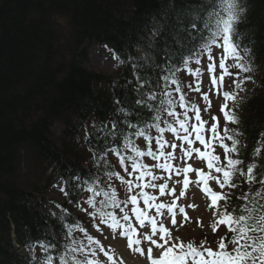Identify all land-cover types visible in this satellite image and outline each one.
Here are the masks:
<instances>
[{
	"label": "trees",
	"instance_id": "1",
	"mask_svg": "<svg viewBox=\"0 0 264 264\" xmlns=\"http://www.w3.org/2000/svg\"><path fill=\"white\" fill-rule=\"evenodd\" d=\"M193 1L0 0V264H36L16 248L30 251L36 242H50L52 247L47 253L41 250V257L51 255L60 262L67 250L62 238L67 247L75 240L67 234L68 223L85 222L76 215L47 214L51 188L62 179L69 194L61 191V197L70 209L88 192L75 180L77 186L70 188L65 183L69 175L89 183L98 179L102 189L111 190L106 173L117 171L112 158L118 157L110 153L104 165L95 150L98 145L105 150L118 145L98 139V129L128 119L127 105L138 98L133 85L138 83L137 74H145L149 55L141 39L145 27L161 20L162 14L174 25L176 13ZM244 3L247 12L237 39L252 48L256 70L254 82L247 83L236 102L241 122L232 127L242 132L243 166L255 162L258 178H264V158L252 155L264 133V0ZM247 29L253 33L249 35ZM165 44H172L169 28L157 40V60ZM95 45H105L115 55L113 74L91 67L89 49ZM133 63L141 66L138 73ZM149 75L159 82V72ZM155 115V111L143 112L149 122ZM55 124L60 125L59 133L52 131ZM49 135L54 138L51 143ZM133 139L138 144L139 138ZM237 183L228 207L239 214L245 193L254 197L263 191L261 184ZM247 203L252 206L251 199ZM259 204L264 203L257 198Z\"/></svg>",
	"mask_w": 264,
	"mask_h": 264
},
{
	"label": "snow or ice",
	"instance_id": "2",
	"mask_svg": "<svg viewBox=\"0 0 264 264\" xmlns=\"http://www.w3.org/2000/svg\"><path fill=\"white\" fill-rule=\"evenodd\" d=\"M246 12L244 0H196L176 13L174 25L166 14H162L161 20H154L150 27H145L141 39L149 55L145 74H137L138 83L133 85L138 98L127 105L125 116L128 119L113 121L110 128L103 125L98 129V139L106 143L111 140L118 147H107L105 150L98 145L95 150L101 153L97 159L103 161L104 165L108 164V153L118 157L120 167L129 178L125 179L118 171H108L106 175L109 181L115 177L124 185L125 198H119L115 188L110 191L102 189L98 179L89 183L75 174L65 178L70 188L77 186L72 183L75 180L89 193L85 200L93 210L89 214L94 220L105 224L113 236L119 233L126 239L129 250L143 256L145 252L141 245H149V264H264V204L257 205V198L264 200V194L257 191L254 197H250L245 193L242 198L244 207L237 214L229 210L230 193L224 192V189L239 186L236 180L238 176L244 177V183L248 185H264V178L257 176L255 162L249 163L246 171L241 167L244 164L239 158V137L242 132L236 127H229L241 122L237 116L236 102L240 93L245 91L246 84L254 82L252 73L256 70L252 48L248 44L242 46L237 39ZM166 28L171 29L172 44H165L163 50H159L157 60L156 43ZM133 67L138 73L141 66L133 63ZM156 72L160 73L159 82H154L149 75ZM181 72L192 79L183 81ZM205 75L209 79L208 91L202 90ZM185 88L200 93L205 105L203 109L188 100ZM212 96L220 100L219 113L223 125L215 114H211L209 120L202 118V111L210 113L213 107ZM135 105L141 107L135 108ZM145 109L156 113L149 118L151 122L143 116ZM160 113L172 119H163ZM120 124L125 127H120ZM153 130L155 135L152 134ZM166 132L180 143L165 139ZM120 137H123L122 147H119ZM133 137L142 138L146 148L142 150L138 147ZM197 144L199 146H195ZM256 145L252 155L264 158V133ZM217 149L223 151V158ZM194 155L206 162L207 171L187 163ZM145 157L157 163L148 165L143 161ZM177 160L184 166H176L173 162ZM154 169L167 175H158ZM193 172L197 177L195 181L189 178V173ZM173 174L183 177L182 181H175L176 184H182L178 195L174 186L169 187ZM210 182H214L221 191L214 190ZM193 183L202 186L201 191L210 201L208 207L213 212L210 224L212 233L216 234L220 226L231 233L230 237L227 234L219 237L215 249L207 238L197 244L173 237L172 230L166 226L165 221L170 219L175 227L177 215L183 216L185 221L189 219L185 207L178 205L177 201L185 197L189 185ZM61 191L65 195L69 194L64 187H61ZM166 195L173 197L171 203L159 202V198ZM249 199L252 206L247 203ZM188 207L195 208V205ZM144 229L149 231H142ZM76 230L85 235L87 243L73 240L75 247H70L60 257L59 264H101L105 261L106 264H123L122 256H118L111 248L106 250L80 224L69 222L67 234L72 236ZM36 246L45 253L52 247L50 242H36L30 248ZM153 248L158 250L155 256ZM77 252L83 255V259L75 255ZM98 252L103 254L101 261L96 259ZM44 259L46 264H53L51 255ZM36 264L40 262L36 261Z\"/></svg>",
	"mask_w": 264,
	"mask_h": 264
},
{
	"label": "rangeland",
	"instance_id": "3",
	"mask_svg": "<svg viewBox=\"0 0 264 264\" xmlns=\"http://www.w3.org/2000/svg\"><path fill=\"white\" fill-rule=\"evenodd\" d=\"M89 56H90V64L91 67L95 69H103L105 73L110 74L112 70L114 69V56L111 53V51L103 47L101 45H95L89 49ZM192 79L191 76H184V81H190ZM208 84L209 79L208 76L205 75L203 77V85L202 90L208 91ZM247 85L245 86V88ZM243 94L240 93L241 97ZM187 98L190 101H193L194 103L198 104L201 109L205 107V105L202 102V99L200 98V93L191 92L187 89ZM213 100V107L210 110V113H205L202 111L201 115L203 119L209 120L211 114H215L220 117L221 124L223 125V119L221 117V114L219 113V107H220V100L214 96L211 97ZM177 111H180L177 109ZM191 115V113H189ZM171 142L177 143L175 140H169ZM179 144V143H177ZM195 146H199L198 144ZM144 147V146H143ZM179 150V149H177ZM203 150V149H202ZM167 151H170V149H167ZM178 153V152H177ZM116 170L125 177V179H128L127 175L124 173L123 169L119 165V161L115 160ZM173 163L176 164L178 167H183L184 164H182L179 160L174 161ZM188 164H191L196 169H204L207 171L206 168V162L200 161L198 158L193 156L192 159L187 161ZM156 164V161L152 162L151 165ZM130 170V169H129ZM158 175H167L166 173H162L159 170H155ZM189 178L192 181L197 180L195 172L189 173ZM183 177H177L173 174V182L170 187L176 188L177 195L182 190V184H176V180L182 181ZM164 181H158V183H162ZM170 182V181H169ZM109 184L112 188H115L117 190V193H122V198H125L126 191L124 185L120 183L119 180H117L115 177L112 179V181H109ZM210 184L215 187L216 191H219V188L214 184V182H210ZM200 187L196 186L194 183L189 185V188L186 191V195L184 198L177 201L178 205L184 206L187 216L189 219L187 221L184 220L183 216L177 215L176 220L177 224L175 227L172 226L170 219L166 220V226L169 227L172 230L173 237H179L185 242L188 241H195L197 244L205 238L209 241L210 245L213 247H216V241L219 239V237L224 236L226 230L222 226L219 227V230L216 234H213L211 231L210 224L213 220V212L209 210V199H204L201 196L200 193ZM157 194L158 193H152ZM50 202L48 203L47 211L48 213L55 214L60 209L59 205H62L63 200L60 199V196L58 193L53 191L50 195ZM88 198V195H85L81 204L78 207V211L76 212L77 215L82 217L86 222L87 226L85 228L86 232L91 235L96 240H99L100 243L105 247L107 250L108 248H111L114 250V252L118 256L123 257V264H147V247L149 246L147 243L142 244L141 247L144 248L145 255L141 256L138 252H133L132 250H129L127 248V242L126 239L122 238L119 233H117L115 236H113L111 230L105 225L99 223L98 220H94L93 217L89 214L93 210L89 208V206L85 203V200ZM173 197L171 196H164L159 198V202H165V203H171ZM189 205H195V208L188 207ZM142 206V204H141ZM131 205H129V208ZM118 211V210H116ZM99 229V230H97ZM142 231H149V229H144ZM75 235L77 236L78 242L87 243L86 237L83 233L79 232L78 230L75 231ZM94 247V246H93ZM77 256L80 257V259H83V255L79 252L75 253ZM158 250L153 248V255H157ZM103 256L102 253L98 252V255L96 257L97 261H101V257ZM91 258V257H89ZM45 264V263H40ZM101 264H106L105 262H101Z\"/></svg>",
	"mask_w": 264,
	"mask_h": 264
},
{
	"label": "bare ground",
	"instance_id": "4",
	"mask_svg": "<svg viewBox=\"0 0 264 264\" xmlns=\"http://www.w3.org/2000/svg\"><path fill=\"white\" fill-rule=\"evenodd\" d=\"M196 1H193L192 2V4L193 3H195ZM247 33L250 35V34H252L253 33V30L252 29H247ZM50 127H51V125H49V130H50ZM60 129V125H58V124H55V125H53L52 126V131L54 132V133H56L58 130ZM50 132V134H51V131H49ZM48 140H49V142L51 143L52 141H53V137H51L50 135L48 136ZM65 159V158H64ZM63 159V160H64ZM34 183V182H33ZM36 185H38L37 183H35Z\"/></svg>",
	"mask_w": 264,
	"mask_h": 264
}]
</instances>
